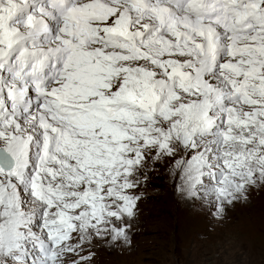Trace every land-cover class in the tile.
Segmentation results:
<instances>
[{"label":"snow or ice","instance_id":"1","mask_svg":"<svg viewBox=\"0 0 264 264\" xmlns=\"http://www.w3.org/2000/svg\"><path fill=\"white\" fill-rule=\"evenodd\" d=\"M161 168L264 187V0H0V264L131 246Z\"/></svg>","mask_w":264,"mask_h":264},{"label":"rangeland","instance_id":"2","mask_svg":"<svg viewBox=\"0 0 264 264\" xmlns=\"http://www.w3.org/2000/svg\"><path fill=\"white\" fill-rule=\"evenodd\" d=\"M152 177L131 246H100L94 264H264V187L221 219L214 206L177 192L182 180L168 169Z\"/></svg>","mask_w":264,"mask_h":264}]
</instances>
